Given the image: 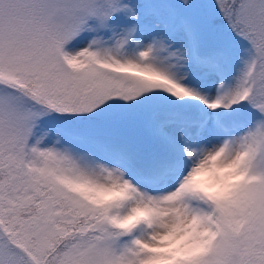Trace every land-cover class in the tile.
Wrapping results in <instances>:
<instances>
[{
  "label": "snow or ice",
  "instance_id": "1",
  "mask_svg": "<svg viewBox=\"0 0 264 264\" xmlns=\"http://www.w3.org/2000/svg\"><path fill=\"white\" fill-rule=\"evenodd\" d=\"M0 264H264V0H0Z\"/></svg>",
  "mask_w": 264,
  "mask_h": 264
}]
</instances>
